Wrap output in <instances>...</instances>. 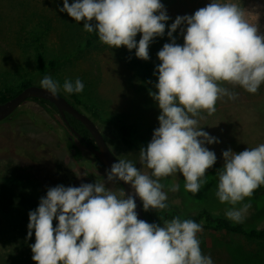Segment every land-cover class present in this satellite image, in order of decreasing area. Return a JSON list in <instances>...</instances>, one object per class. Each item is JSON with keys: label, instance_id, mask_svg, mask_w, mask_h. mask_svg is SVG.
I'll return each mask as SVG.
<instances>
[{"label": "clouds", "instance_id": "clouds-1", "mask_svg": "<svg viewBox=\"0 0 264 264\" xmlns=\"http://www.w3.org/2000/svg\"><path fill=\"white\" fill-rule=\"evenodd\" d=\"M58 10L83 22V30L95 33L100 43L135 49V56L144 61L150 59V44L165 35L171 19L161 0H63ZM258 16L234 0H211L194 14L175 18L167 27L171 42L157 53L156 91L149 93L160 109L159 127L138 152L139 164L150 172L125 157L105 170L103 181L49 187L28 213L27 238L34 232L30 248L35 264H214L201 249L202 223L180 215L149 223L138 218L136 197L145 212L164 211L168 193L180 190L178 183H162L165 178L182 174L184 189L193 196L207 184V170L217 156L206 145L220 141L202 130L201 121L214 115L225 97L237 100L235 88L257 94L264 85V33ZM177 29L182 45L173 35ZM61 87L65 93L79 94L84 83L66 79L61 86L51 75L40 81V88L53 97ZM222 157L215 196L230 205L225 217L242 224L252 207L246 198L250 201L264 186V143L239 153L228 148ZM119 181L134 191L107 186Z\"/></svg>", "mask_w": 264, "mask_h": 264}, {"label": "rangeland", "instance_id": "rangeland-1", "mask_svg": "<svg viewBox=\"0 0 264 264\" xmlns=\"http://www.w3.org/2000/svg\"><path fill=\"white\" fill-rule=\"evenodd\" d=\"M72 2L69 0L70 4ZM210 2L161 0L171 19L166 22L165 35L156 37L150 44V59L144 61L135 56V49L129 51L123 46L111 49L100 43L98 36L88 45L85 41L88 32L83 30V22L77 23L66 12L58 10L63 0H0V93L11 97L28 83L40 84L44 76L39 73L32 45L34 37L40 34L41 53L47 58L65 59L48 75L61 86L66 79L74 82L80 78L84 83L82 93L68 94L62 87L60 92L71 102L73 95H77L96 111L98 116L94 117L85 107L76 105L95 120L120 159H133L137 167H143L139 164V149L147 146L154 129L159 127L160 109L149 93L156 91L154 84L158 82V74H153L160 64L157 53L165 43L171 42L167 27L177 16L192 15ZM234 2L241 3L252 14L259 13L258 24L264 33V0ZM250 20L255 23L257 17L252 15ZM173 35L182 45L180 29ZM140 38L141 34H137V42ZM235 91L239 93L237 100L225 97L217 103L216 113L201 121L202 130L220 141L206 145L216 153L220 165L224 163L222 151L231 148L239 153L264 143V85L257 94L239 87ZM62 125L53 107L31 99L19 107L13 120L0 123V264H35L30 248L35 243L34 232L31 239L27 238L28 213L38 207L49 187L95 183L97 175L103 176L98 181L106 179L105 170L95 163L88 151L83 153L84 160L70 151ZM122 128L136 146H129L123 140ZM143 170L150 172L146 167ZM207 174L216 182H207L195 196L185 191L180 173L162 180L165 185L178 183L180 190L168 193L166 210H150L147 216L161 223L165 211L189 215L196 214L201 206L224 214L230 205L221 204L215 196L216 171ZM107 186L113 191L122 190L117 183ZM186 201L191 206L189 209H186ZM245 202L252 205L247 216L257 211L258 216L263 217L264 194ZM56 223L54 220V226ZM198 236L203 253L210 254L214 264H251L256 254L264 251L262 245L243 235L204 224Z\"/></svg>", "mask_w": 264, "mask_h": 264}, {"label": "trees", "instance_id": "trees-1", "mask_svg": "<svg viewBox=\"0 0 264 264\" xmlns=\"http://www.w3.org/2000/svg\"><path fill=\"white\" fill-rule=\"evenodd\" d=\"M96 36L97 35L95 33H88L85 41L87 42L88 45H91L94 43V39L96 38ZM39 42H40V34H37L32 41V45H33V49L35 50V53L37 56L39 73L42 76H45L51 72L53 73L54 71H56L61 66V64L63 63V61L65 59L63 57H52V58L45 57L40 51ZM29 84H31V83H28L27 85H29ZM9 97L10 96H7V94L5 92H1L0 93V102L7 100ZM31 100L37 101L43 106H47L48 104L53 105L50 101L43 99V98H36L35 97V98H31ZM73 102L76 105H81V106L85 107L88 111H90L92 113V115L94 117L98 116L97 112L90 109L88 104L83 103L77 95H73ZM69 120L85 136H87V137L90 136L88 129L85 127V125L81 121L77 120L76 118H74L71 115H69ZM122 131L124 132L123 140L129 146H136V144L131 139H129V137L127 136V132H125L126 130L124 128H122ZM222 166L223 165H220L216 162V164L211 169L207 170V173L212 172V171H217ZM207 182L214 183V182H216V180L212 176L208 175L207 176ZM262 194H264V186H262L261 188L256 190V192L253 195V198H261ZM186 198L190 199L187 196H186ZM246 201H249L248 198H246ZM188 202L189 201H186V204H187L186 209H189L191 207L190 205H188ZM197 205H199V203H197ZM197 205L195 204V206H197ZM144 213L146 215L145 211H144ZM179 215L182 218H191L198 223H203L204 225L211 227L213 229H216V230H225L228 232H233V233L243 235V236L255 241L256 243H259L260 245H262L261 246L262 250H264V215H263V217L258 216L257 211L248 215L247 218L245 219L244 223H242V224H234L233 222L229 221L225 217L224 214L214 213L213 211H211L206 206H201L198 209L196 214H189V215L179 214ZM147 219H148V217H147ZM252 262L254 264H264V251H262L261 254H256V257ZM252 262H250V263L252 264Z\"/></svg>", "mask_w": 264, "mask_h": 264}, {"label": "water", "instance_id": "water-1", "mask_svg": "<svg viewBox=\"0 0 264 264\" xmlns=\"http://www.w3.org/2000/svg\"><path fill=\"white\" fill-rule=\"evenodd\" d=\"M35 97L43 98L50 101L59 111L60 115L63 117L66 123H69L66 116L67 113L72 115L77 120L81 121L93 136L97 146V148H93V150L107 169L110 168L112 163L117 162L119 160L117 156L113 153V151L110 149L99 126L91 116H89L79 107H77L62 92L59 91L57 96L53 97L46 90L41 89L40 84L31 83L29 85H26L15 95L9 97L3 102H0V123L4 121L13 120L18 112L19 107L25 101ZM72 129L73 131H75L73 127ZM119 183L122 185L126 193L134 191L131 189V186L129 184H125L123 181H119ZM136 203V211L138 213V218L148 221L143 210L142 201L139 199V197H136Z\"/></svg>", "mask_w": 264, "mask_h": 264}, {"label": "flooded vegetation", "instance_id": "flooded-vegetation-1", "mask_svg": "<svg viewBox=\"0 0 264 264\" xmlns=\"http://www.w3.org/2000/svg\"><path fill=\"white\" fill-rule=\"evenodd\" d=\"M75 104V103H74ZM49 105V104H48ZM76 105V104H75ZM51 107H53V109H55L56 113L59 115L60 119L62 120V128L64 129L63 130V134H65V139H66V142H67V145L70 149V151L77 157H79V159L81 160H84L85 159V156H84V152L85 151H88L92 156H93V159L95 160V163H98L104 170H106V166L100 161V159L97 157V155L95 154L93 148H97L96 146V143H95V140L93 138V136L91 135L90 131V136H85L79 129H77L69 120V115L70 114H66L67 116V119H68V122L69 123H66L63 119V117L60 115L59 111L56 109V107H54L53 105H49ZM78 106V105H77ZM72 116V115H71ZM90 116V115H89ZM72 127L74 128L75 131H73ZM86 127V126H85ZM100 128V127H99ZM101 130V129H100ZM102 132V130H101ZM80 134V135H78ZM106 142L108 143L110 149L113 151V153L116 155V153L114 152V150L112 149V147L110 146L108 140L106 139V136L105 134L102 132ZM81 146V148H80ZM117 156V155H116ZM118 159H120L118 156H117ZM90 175V173L88 174ZM101 178H103L102 175H97V179L100 180ZM122 189V185L118 182L117 183ZM147 212H146V216H147ZM176 215H179L177 214L176 212H169V211H165L164 212V218L166 217H169L170 218H173L174 216ZM148 217V221L149 223H158L156 221H154L151 217L147 216ZM163 222V221H162ZM161 222V223H162Z\"/></svg>", "mask_w": 264, "mask_h": 264}]
</instances>
